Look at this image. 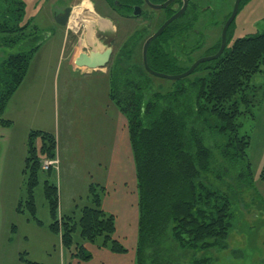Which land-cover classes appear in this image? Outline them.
<instances>
[{
    "label": "trees",
    "instance_id": "obj_1",
    "mask_svg": "<svg viewBox=\"0 0 264 264\" xmlns=\"http://www.w3.org/2000/svg\"><path fill=\"white\" fill-rule=\"evenodd\" d=\"M150 1L158 4L166 0ZM177 2L180 3L175 1L164 10L168 16L176 11ZM12 10L10 19L16 13L23 18L22 2L15 1ZM178 23V19L174 20L148 46V66L155 72L174 75L188 69L179 65L175 54L165 51V45L177 38L169 37L168 31L176 29ZM4 28L6 31L0 33L9 32L8 23ZM140 38L131 36L123 50L132 52ZM38 48L11 55L0 65L1 126L10 124L3 117L5 108ZM216 51L217 48L207 56ZM184 55L188 58L190 53ZM261 66H264V31L236 39L217 59L196 68L193 74L205 72L203 77L177 80L164 93L151 88L149 77L133 80L129 71L122 73L115 67L109 71V98L127 120L135 164L136 264H209L213 250L226 248L233 204L241 202L253 187L251 163L247 158L250 136L240 135L239 118L252 106L255 88L250 80L262 72ZM242 105L246 107L244 111ZM37 138L41 141L38 148ZM54 153L53 135L42 131L28 134L24 172H28L26 207L32 214L40 158L52 159ZM103 193L104 187L91 184L89 205L82 207L78 216H59L57 187L45 180L51 215L49 231L71 251L72 259L81 262L91 259L85 243L108 248L113 253L127 251L115 239L114 216L101 207ZM76 233L79 242L74 240ZM19 259L26 264H39L22 255Z\"/></svg>",
    "mask_w": 264,
    "mask_h": 264
},
{
    "label": "rangeland",
    "instance_id": "obj_2",
    "mask_svg": "<svg viewBox=\"0 0 264 264\" xmlns=\"http://www.w3.org/2000/svg\"><path fill=\"white\" fill-rule=\"evenodd\" d=\"M21 1L24 4L23 18L20 19L16 13L8 21L9 32L0 33V65L5 63L11 55L26 52L35 46L39 47L41 44L44 46L45 42L50 38L56 42L55 47L58 49L61 38L65 34L68 37L63 52L68 53L72 48L84 51H80L81 53L87 51L88 47H82L86 46L83 45L85 40L83 28L79 27V29L74 30L70 24L71 18L75 22L79 19L77 24L80 26V20L82 19L80 16L83 17L82 21L84 23H88L83 16L84 11L79 10L80 5L73 7V16L70 18L69 25L60 26L55 23L52 15L55 12H62L65 6L62 3L65 0ZM189 1L200 4V8H196L195 11L199 20L195 27L202 30L203 35L199 38L194 32H189L183 42V39L175 38L165 45V51L175 54L178 57L179 65L188 68L197 59L207 56L208 53L216 48L218 51L221 30L232 12L235 0ZM90 2L91 5L94 4L100 14L103 13L110 16L117 23L118 31L115 35L108 34L103 29L101 30V37L106 35L105 37H108V40L106 39L104 43L103 39H101V45L97 46L103 48L106 45L111 48L110 60L103 69L109 72L115 67L122 73L129 71V76L133 80L149 77L153 90L162 93L168 91L175 81L150 75L144 69L142 62L143 43L163 23L165 12L148 8L146 13L154 15V21L150 27L147 26V19L143 17L130 21L125 26L121 24L120 18L112 12L106 1L90 0ZM94 6L91 8L94 9ZM202 7L207 8L204 11L206 13L200 10ZM174 8H177V5H174ZM1 23L5 27L6 23L2 21ZM34 24L39 27L38 33L32 28ZM0 31H6V28L2 30V27H0ZM136 31H141V38L138 40L136 47L132 52L123 50L126 41ZM263 31L264 0H241L235 19L227 30L226 47L230 48L238 38L256 36ZM77 37L82 40L77 39ZM181 44L183 46L179 47ZM188 52L190 53L189 57H183ZM53 53L56 52L53 50ZM261 70L262 72L255 74L250 80V85L255 88V94H252L254 96L252 106L249 108V112L243 113L239 118V122L242 123L239 131L240 135L250 136L247 158L251 163L253 187L243 195L244 201L234 202L227 246L221 251L213 250L211 252L213 257L209 264H264V66H261ZM204 75L205 72H198L191 74L190 78L203 77ZM244 107L243 105L241 106V111H244ZM12 116L16 117L15 113L13 115L12 112L10 117ZM43 120L45 121V117H43ZM47 122H49V116L46 120ZM0 129H3L1 125ZM3 131L6 133V137L3 139L0 136V264H26L19 259L20 255L29 261L39 264H71L75 260L72 259L71 251L65 248L61 244L60 239L49 231L51 215L45 197V180H49L57 187V194L59 195V163L56 154L54 153V158L52 159L40 158L38 182L33 188L35 211L32 214L26 207L28 172H24L25 160L21 172L19 171L18 177L16 176L13 183L5 182L7 163L2 156V151L4 146H7L4 150L5 158L7 161L8 159L10 160L12 156H9L10 149L13 150L20 141L18 139L19 129L13 128L10 131ZM36 142H39V146L41 145L39 138H37ZM55 160L54 166H50L47 170L42 169L45 161ZM251 195H253V198H250ZM64 202V196H59L58 211ZM18 208L19 211L17 210ZM74 240L79 242L78 233L74 235ZM199 255L201 256V254Z\"/></svg>",
    "mask_w": 264,
    "mask_h": 264
},
{
    "label": "crops",
    "instance_id": "obj_3",
    "mask_svg": "<svg viewBox=\"0 0 264 264\" xmlns=\"http://www.w3.org/2000/svg\"><path fill=\"white\" fill-rule=\"evenodd\" d=\"M85 1L91 3L90 0H65L62 4L77 7ZM92 12L95 17L87 20L89 24L80 20L79 27L85 32L83 45H86L82 47H88L85 53L91 48H100L97 45H101V39L108 40L106 35L101 37L102 29L111 35L118 31L117 23L110 16L100 14L95 6ZM36 28L38 32L39 27ZM67 37L63 35L58 49L50 38L35 50L23 81L4 111L3 117L10 124L2 126L0 136L4 139L3 130L17 128L20 140L10 149V160L5 158L7 146L2 151L7 163L5 182L13 183L21 172L31 131L53 135L59 163L58 197L65 198L58 215L78 216L80 209L89 205V186L104 187L101 207L114 216L115 239L127 250L113 253L108 248L85 243L91 259L73 260L71 264H136L138 197L127 120L109 100V72L78 66L75 59L84 51L72 48L68 53L63 52ZM12 112L16 117H10ZM35 145L38 147L39 142Z\"/></svg>",
    "mask_w": 264,
    "mask_h": 264
},
{
    "label": "water",
    "instance_id": "obj_4",
    "mask_svg": "<svg viewBox=\"0 0 264 264\" xmlns=\"http://www.w3.org/2000/svg\"><path fill=\"white\" fill-rule=\"evenodd\" d=\"M144 1L147 3V5H149L151 8H153L155 10H164L169 5H171L173 2H175V0H166L165 2H163L161 4L155 5V4L150 3L149 0H144ZM240 2H241V0H235L234 1L232 12L222 27L221 35H220V46H219L218 51L215 54L210 55V56L201 57V58L197 59L195 62L192 63V65L187 70H185L184 72L179 73V74L170 75V74L155 72L152 69H150V67L148 66V62H147L148 46L153 40H155L157 37H159L163 33V31L165 30V28L169 24H171L174 20H176L178 17H180L183 14L185 7H186L188 2H187V0H182V3H183L182 7L176 13L171 15L159 27V29L156 32H154L152 35H150L144 41L143 46H142V62H143L144 69L152 76L171 80V81H177V80L186 78V77L190 76L191 74H193L194 71L196 70V68L200 64L207 62V61L217 59L223 53L224 49L226 48L227 30H228L229 26L231 25V23L233 22V20L235 19V16L238 12ZM70 13H71V8L66 7L61 13H58L55 16V18H54L55 22L60 26H66ZM139 13H140V10H139V8H137V10L134 12V14L138 15ZM110 56H111V48L109 46L105 45V46H103V48L94 47V48H91L89 50L88 54L80 53L77 56V58L75 59V63L78 66H83V67H86L88 69H98V68H103L108 64V62L110 60Z\"/></svg>",
    "mask_w": 264,
    "mask_h": 264
},
{
    "label": "flooded vegetation",
    "instance_id": "obj_5",
    "mask_svg": "<svg viewBox=\"0 0 264 264\" xmlns=\"http://www.w3.org/2000/svg\"><path fill=\"white\" fill-rule=\"evenodd\" d=\"M15 1L22 2V5L24 6L23 1H21V0H0V27H4L3 24L1 23V21L5 22L7 24L8 21L10 20V15H11L10 12L13 11L12 9L14 7V2ZM104 1H106L108 3V6L112 10V12L116 16H118L120 18L121 24H123L125 26H127V23H130V21H133L135 19H139L140 17H143V18L147 19V26L148 27H150L152 25V22L154 21L153 20L154 19V15L152 13H150L148 15L146 13L147 12L146 9H148V8L151 9V10H155V9H153L149 5H147V3L144 0H142L141 2H137L135 0H104ZM175 1H179L180 3L177 2L175 4V5H177V8H176V11L174 13H176L183 5L182 0H175ZM149 2L152 3L150 0H149ZM187 2L188 3L186 5V7H185V10H184L183 14L180 17L177 18L178 21H179V23L177 25V28L168 31V34H169L168 36L169 37H177L179 39H183L182 42L186 39V36L188 35L189 32H192V33L194 32L197 35V37H199V38H200L201 35H203L202 30L197 29L195 27V25L199 21L198 20V16L195 14V11H196V8H200V4L196 5V3H193V4L196 5V7H194L191 1L187 0ZM152 4H154V3H152ZM158 4H161V3H158ZM66 7H70L71 8V13L69 14V19H68V20H70V18L73 16L72 15L73 7L65 5L64 8L62 9V11ZM137 8H139L140 13L138 15H135L134 12L137 10ZM206 9L207 8L202 7L200 10H202L204 12ZM164 10H162V11H164ZM59 13H61V12H59ZM204 13H206V12H204ZM57 14L58 13L55 12V13H53L52 16L55 18V16ZM170 16H168L167 12H165V20L163 21V23ZM68 22L69 21H67V25H68ZM128 26H129V24H128ZM169 26H170V24L165 28L164 31H166ZM140 32L141 31H136L133 35L140 36ZM133 35H131V36H133ZM182 46H183V44H181V46H179V47H182ZM183 57H185V55H183Z\"/></svg>",
    "mask_w": 264,
    "mask_h": 264
},
{
    "label": "bare ground",
    "instance_id": "obj_6",
    "mask_svg": "<svg viewBox=\"0 0 264 264\" xmlns=\"http://www.w3.org/2000/svg\"><path fill=\"white\" fill-rule=\"evenodd\" d=\"M83 6V7H82ZM82 8V9H81ZM79 10H83L84 11V14H83V16H84V18H86V20H92L94 17H95V15L93 14V12H92V10H91V5H90V3L89 2H87V1H85V2H83V4H81L80 5V9ZM79 10H77V11H79ZM81 18H83L82 16H80ZM75 18V17H74ZM89 18H91V19H89ZM68 19H69V17H68ZM79 20V19H78ZM77 20V21H78ZM81 20H83V19H81ZM69 22H68V25H69V23H70V20H68ZM77 21L75 22V20H73V18H71V26L73 27V29L74 30H76V29H79V25L77 24ZM102 23V22H101ZM67 25V26H68Z\"/></svg>",
    "mask_w": 264,
    "mask_h": 264
},
{
    "label": "built area",
    "instance_id": "obj_7",
    "mask_svg": "<svg viewBox=\"0 0 264 264\" xmlns=\"http://www.w3.org/2000/svg\"><path fill=\"white\" fill-rule=\"evenodd\" d=\"M55 162H56V160L55 161H45L43 166H42V169H44V170L49 169L50 166L55 165Z\"/></svg>",
    "mask_w": 264,
    "mask_h": 264
}]
</instances>
